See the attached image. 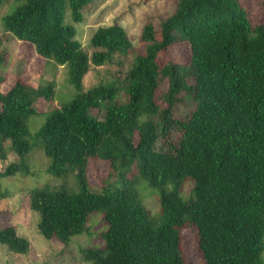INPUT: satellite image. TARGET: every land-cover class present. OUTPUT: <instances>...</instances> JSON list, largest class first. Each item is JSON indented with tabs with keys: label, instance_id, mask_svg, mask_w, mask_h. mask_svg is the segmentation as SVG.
Returning a JSON list of instances; mask_svg holds the SVG:
<instances>
[{
	"label": "trees",
	"instance_id": "1",
	"mask_svg": "<svg viewBox=\"0 0 264 264\" xmlns=\"http://www.w3.org/2000/svg\"><path fill=\"white\" fill-rule=\"evenodd\" d=\"M7 1L0 0V7ZM93 1L14 0L15 8L2 18L5 32L67 66L79 91L50 111L37 133L51 159L48 171L58 178L72 174L79 189L31 190L40 233L68 245L87 232L93 213H102L105 244L81 249L87 263L185 264L181 229L192 224L205 264H264V24L254 25L239 0H177L175 12L158 28L144 25L145 54L114 24L93 33L89 55L76 24ZM183 42L190 46L189 61L161 67L160 52ZM131 54L121 86L111 81L84 90L92 66L123 67ZM164 79L167 107L156 101ZM4 80L0 76L2 160L7 143L19 157L31 150L35 103L55 96L54 82L34 88L17 80L3 92ZM122 91L127 99L118 102ZM182 94L192 97L196 108L180 119L174 108ZM92 108L104 109L105 117L92 116ZM175 133L180 137L172 139ZM90 159L111 166L99 191L89 183ZM17 172L29 174L28 165L11 164L0 177ZM187 179L193 188L185 201ZM144 183L159 191L156 217L141 195ZM0 243L20 254L30 248L13 226L0 228Z\"/></svg>",
	"mask_w": 264,
	"mask_h": 264
},
{
	"label": "rangeland",
	"instance_id": "2",
	"mask_svg": "<svg viewBox=\"0 0 264 264\" xmlns=\"http://www.w3.org/2000/svg\"><path fill=\"white\" fill-rule=\"evenodd\" d=\"M239 1L249 13L254 25L264 24V0ZM13 5L14 0H8L0 7V76L5 79L1 90L8 91L17 80H22L34 88L54 82L55 96L51 101L41 98L35 103L37 113L29 118L31 150L25 156L19 157L10 150L7 143L5 145L7 157L4 160L0 159V171H5L14 163L23 162L28 165L29 174L17 172L14 175L0 177L4 194V197L0 198V228L13 226L19 235L30 242L26 254L15 253L6 244L0 243V264H89L84 261L81 249L105 244L102 234L107 231L108 226L103 223L102 213H93L88 222L87 232L74 236L70 244L64 245L56 239H46L40 233L38 228L40 214L30 207L29 195L33 189L65 187L68 191L79 190L72 174L58 178L48 171L51 159L46 156L37 137L48 113L73 100L79 91L70 82L67 66L58 65L53 60L39 56L31 43L20 41L5 32L2 18L12 12L15 8ZM176 7L177 0H95L84 10V20L76 24L77 38L85 52L90 55L92 53L90 39L93 33L99 27L117 24L125 28L134 49L140 54H145L146 47L141 40L144 25L151 22L158 28L163 20L175 12ZM190 53V46L187 43H177L160 52L158 63L161 67L169 61L186 64ZM132 59L131 54L126 58L123 67L116 64L92 66L84 77V90L111 81H117L121 86L124 81L123 73ZM168 85L167 79L162 80L156 92V101L162 107H167L162 98L164 92L168 90ZM126 99L127 95L122 91L117 101ZM195 108L194 99L182 94L181 101L174 108L175 116L185 118ZM90 113L98 119H103L106 111L92 108ZM178 137L180 134L175 133L171 138ZM111 172L108 161L90 159L88 179L93 190L99 191L107 183ZM145 185L147 184L141 186V195L151 215L156 217L160 210L159 191ZM192 188L193 181L187 179L181 191L183 200L190 199ZM181 249L185 264H205L198 247L197 230L192 224H187L181 229Z\"/></svg>",
	"mask_w": 264,
	"mask_h": 264
}]
</instances>
